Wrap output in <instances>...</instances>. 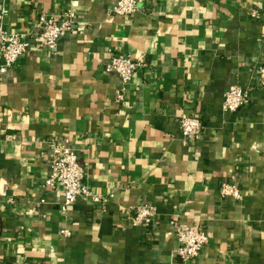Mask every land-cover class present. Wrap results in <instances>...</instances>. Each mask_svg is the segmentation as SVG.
Instances as JSON below:
<instances>
[{
    "label": "crops",
    "instance_id": "obj_1",
    "mask_svg": "<svg viewBox=\"0 0 264 264\" xmlns=\"http://www.w3.org/2000/svg\"><path fill=\"white\" fill-rule=\"evenodd\" d=\"M116 1L0 0L13 32L43 13L78 17L54 50L0 74V264H264V0H139L131 15L112 13ZM114 53L141 62L121 101ZM236 85L251 99L224 112ZM184 114L203 123L190 140ZM66 138L104 204L64 210L46 185L50 141ZM225 181L240 198L220 196ZM142 204L155 216L134 225ZM172 219L206 231L198 257L177 255Z\"/></svg>",
    "mask_w": 264,
    "mask_h": 264
},
{
    "label": "built area",
    "instance_id": "obj_2",
    "mask_svg": "<svg viewBox=\"0 0 264 264\" xmlns=\"http://www.w3.org/2000/svg\"><path fill=\"white\" fill-rule=\"evenodd\" d=\"M139 8V0H117L112 8L116 15H131ZM9 13L7 6L0 10V74L8 72L17 60L27 52L36 48L54 50L59 41L70 35L78 17L74 10H66L57 14H41L28 33L10 31L6 17ZM256 15V13H254ZM141 65L129 53H114L107 62L105 69L108 72L117 73L122 82V88L117 92L116 99L121 101L124 90L131 82L135 71ZM259 81L264 86V58L258 66ZM251 99L249 90L234 86L224 95L222 110L235 112L249 103ZM4 108L0 107V125L5 121ZM203 130V123L193 115L184 114L180 118V133L186 140H190ZM49 153L50 173L46 179V185L53 189H59L63 194V209L77 202L88 200L97 204H104L106 197L91 190L85 180V169L79 162L78 153L71 145L68 138L57 141L51 139ZM220 196L226 198H240L241 193L237 183L225 181L221 185ZM156 208L153 205L142 204L134 209L132 220L134 225H148L153 221ZM175 227L178 240L177 255L183 261L198 257L209 241V236L202 227L183 228L176 219L171 220ZM69 235V230H64Z\"/></svg>",
    "mask_w": 264,
    "mask_h": 264
}]
</instances>
